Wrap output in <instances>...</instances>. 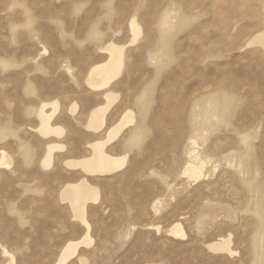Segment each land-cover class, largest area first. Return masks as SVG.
Returning a JSON list of instances; mask_svg holds the SVG:
<instances>
[{
	"label": "rangeland",
	"instance_id": "rangeland-1",
	"mask_svg": "<svg viewBox=\"0 0 264 264\" xmlns=\"http://www.w3.org/2000/svg\"><path fill=\"white\" fill-rule=\"evenodd\" d=\"M165 14L169 28L161 26ZM132 16L142 30L134 44ZM262 29L264 0H0V151L13 158L0 167V242L16 264H53L63 244L82 235L58 197L82 172L63 160L87 155V143L128 108L135 125L107 146L127 154L124 169L87 177L100 199L87 207L94 242L78 256L86 264H253L264 222V52L247 42ZM108 40L126 45L125 68L110 87L119 98L105 129L92 133L84 124L103 91L84 78L105 58L98 48ZM212 95L230 104L204 127L198 114ZM48 99L60 102L53 122L65 128L61 138L34 131L33 112ZM192 137L211 159L209 176L196 181L181 174ZM50 140L66 148L44 168ZM177 221L185 238L167 232ZM223 236L232 254L207 248Z\"/></svg>",
	"mask_w": 264,
	"mask_h": 264
},
{
	"label": "bare ground",
	"instance_id": "bare-ground-1",
	"mask_svg": "<svg viewBox=\"0 0 264 264\" xmlns=\"http://www.w3.org/2000/svg\"><path fill=\"white\" fill-rule=\"evenodd\" d=\"M161 26L162 28L170 27L168 14H165L164 17L162 18ZM128 28L132 34V38L130 39L129 43L134 44L138 42L142 30L140 24L137 21L136 16H132L129 19ZM91 31L94 32L95 29L94 31L93 30ZM92 35H96V34L93 33ZM247 45L249 46L258 45L261 47V49L264 52V29L255 33L248 40ZM98 49L102 54L103 53L105 54V58L102 61L99 62L97 61L96 63L92 64L87 70V73L84 78L86 85L91 90L103 91L102 93L103 101L101 100L102 101L101 103L92 107V109L88 113L86 122L84 124L85 130L90 131L92 133H99L103 131L106 127L107 114L111 111V109L117 103L119 98V93L110 89V87L121 76L125 68V61H126L125 44L118 43L113 40H108L104 44L99 46ZM148 89L149 88H147V90ZM206 95L204 97H206ZM213 95L207 97L206 99L204 98L205 105L200 108V112L198 114L200 118L199 121H201V124L204 127H213L212 126L213 125L212 119L214 116L213 112L219 109L221 110V108L224 110L226 109L227 106L229 107L230 104L228 102L229 99H226L227 97L224 98L223 96L222 98H220V97H214ZM202 99L200 101L199 100L197 101L202 103ZM197 106H200L199 103H197ZM77 110H78V103L72 102L68 108V112L70 114H75ZM220 110L219 112H221ZM59 111H60V102L58 99H48L42 101L38 106V108L33 112L38 120V123L34 128V131L37 132L43 138H49L52 136L56 138H61L66 130L63 126L55 124L53 122L57 117ZM135 123H136L135 112L129 108L125 109L120 114L117 121L105 129L102 138L94 139L87 143L86 146L89 149V153L87 155L84 156L82 155L81 157L78 158H72V157L65 158L63 160L64 167L70 170L78 169L80 170V172H82V175L75 181L64 183L59 190L58 197L60 202L67 203L72 219L77 221L79 225L84 229V231L78 239L67 240L63 244L53 264H66L74 257H77L79 259L80 264H86V262L82 260L80 256H78V252L81 247H90L94 242V239L90 233L91 225L87 218V207L88 204L98 203L100 199V191L98 186L91 183L87 177L112 175L124 169L127 161V154L126 153L111 154L109 151H107V146L116 142L123 134V132L128 128L134 126ZM137 135L138 134H136L135 138L138 137ZM244 136H242L241 140L242 141L248 140L247 137ZM194 139L190 141L191 146L188 148L190 150L187 154L188 160L187 162H185L181 174L191 180L196 181L199 180L200 178L209 176L206 170V166L210 163L211 159L207 156L203 157L202 153L197 148L198 142L196 138ZM24 147L26 146L24 145ZM24 147L22 148L25 149ZM65 148H66L65 144H62L56 140L48 141L45 144L44 152L40 158V164L42 165V167L44 168L50 167L53 164L54 153L61 152ZM27 150L28 148L25 149L24 151L26 162L30 160V154ZM12 160L13 158L8 154L7 151H5L4 149L0 151V167L9 168V166L13 163ZM239 164L240 165L244 164L243 160H240ZM157 200L158 201L154 200L155 203H153L154 204L153 207L155 208V210L156 208L161 206L159 199ZM155 229L160 232L159 225H156ZM167 232L168 234H170L175 238L186 237V232L181 222L179 221L173 223L168 228ZM253 242L255 244L254 247L255 259L253 264H264V222L263 223L261 222V224H259ZM230 244H231L230 236L228 237L223 236L215 241H211L207 243L206 246L208 249L215 252H227L232 254L233 250L231 249ZM0 250L1 253L7 257V260H5L6 264H16L14 254L11 253L7 249V247H5L1 242H0Z\"/></svg>",
	"mask_w": 264,
	"mask_h": 264
}]
</instances>
